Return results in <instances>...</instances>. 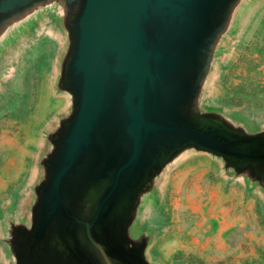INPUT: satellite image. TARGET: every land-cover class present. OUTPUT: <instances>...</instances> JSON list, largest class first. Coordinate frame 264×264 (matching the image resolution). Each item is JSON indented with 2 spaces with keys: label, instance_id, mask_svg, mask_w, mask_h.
<instances>
[{
  "label": "rangeland",
  "instance_id": "rangeland-1",
  "mask_svg": "<svg viewBox=\"0 0 264 264\" xmlns=\"http://www.w3.org/2000/svg\"><path fill=\"white\" fill-rule=\"evenodd\" d=\"M12 1L0 0V264H264V0L217 4L185 98L217 125L211 145L183 143L151 167L110 219L105 256L43 242L35 217L76 104L66 67L79 0Z\"/></svg>",
  "mask_w": 264,
  "mask_h": 264
},
{
  "label": "water",
  "instance_id": "water-1",
  "mask_svg": "<svg viewBox=\"0 0 264 264\" xmlns=\"http://www.w3.org/2000/svg\"><path fill=\"white\" fill-rule=\"evenodd\" d=\"M219 1L79 0L66 67L76 104L70 135L65 123L57 137L60 156L102 126L121 130L136 167L183 143L211 145L207 124L190 115L185 98Z\"/></svg>",
  "mask_w": 264,
  "mask_h": 264
},
{
  "label": "flooded vegetation",
  "instance_id": "flooded-vegetation-1",
  "mask_svg": "<svg viewBox=\"0 0 264 264\" xmlns=\"http://www.w3.org/2000/svg\"><path fill=\"white\" fill-rule=\"evenodd\" d=\"M64 131L65 136L70 135V123ZM94 132L89 129L80 144L69 142L62 156V145H58L35 217H39L37 236L43 242L55 237L73 253L85 249L87 255L88 248L102 246L100 251L105 256L114 252L111 217L131 202L148 167L162 157L163 150L157 152L154 161L143 158L136 167L119 128L102 126L97 136ZM91 260L97 264L92 256Z\"/></svg>",
  "mask_w": 264,
  "mask_h": 264
},
{
  "label": "bare ground",
  "instance_id": "bare-ground-1",
  "mask_svg": "<svg viewBox=\"0 0 264 264\" xmlns=\"http://www.w3.org/2000/svg\"><path fill=\"white\" fill-rule=\"evenodd\" d=\"M17 2V0H13L11 3H10V6H12V5H14L15 3ZM0 3H2V2H0ZM3 20L4 19H1L0 20V22H3ZM49 72H50V70H49ZM49 72H48V74H49ZM52 75V74H51ZM49 79V78H48ZM50 86V85H49ZM203 121H205V122H209L211 125L209 126L208 124H207V128L209 129V128H215L216 130H217V125L213 122V121H206V120H203ZM211 129V130H212ZM119 213V212H118ZM115 214L113 217H111V224L114 226V223L118 220V218H119V214ZM210 246V245H209Z\"/></svg>",
  "mask_w": 264,
  "mask_h": 264
}]
</instances>
